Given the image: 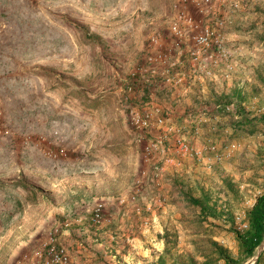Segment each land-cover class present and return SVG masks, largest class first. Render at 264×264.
<instances>
[{"label": "rangeland", "instance_id": "1", "mask_svg": "<svg viewBox=\"0 0 264 264\" xmlns=\"http://www.w3.org/2000/svg\"><path fill=\"white\" fill-rule=\"evenodd\" d=\"M183 1L0 0V264L54 233L71 264H264V240L242 254L236 236L264 196V0ZM155 34L184 79H140L133 103L174 128L149 161L161 130L132 127L125 85Z\"/></svg>", "mask_w": 264, "mask_h": 264}, {"label": "built area", "instance_id": "2", "mask_svg": "<svg viewBox=\"0 0 264 264\" xmlns=\"http://www.w3.org/2000/svg\"><path fill=\"white\" fill-rule=\"evenodd\" d=\"M197 6H203L210 4L212 0H193ZM184 6H187V0L182 2ZM182 19V18H181ZM182 42L183 35L176 34ZM199 49L192 52L193 60L199 61L201 57L212 59L213 52L210 49L211 40L209 35L204 34L198 39ZM149 48L144 58V63L137 70L133 76L140 75L142 77H149L150 79L162 78L166 84H180L183 82L182 73L178 71V68L182 65L180 58L174 59L171 54V48H164L163 39L160 34H155L150 37ZM180 54L183 53L181 50L182 45L177 44ZM129 92L135 90L132 84L127 86ZM129 119L132 127L139 132V134L146 137L152 131L158 129V136L154 140L147 142L145 147V153L149 161L156 158L158 153L166 154L167 149L165 144L169 138V135L174 131V128L168 127L165 116L160 114V108H151L141 106H135L130 108ZM5 126L0 119V135L5 133ZM178 152L183 155H191L193 148L185 137H178L177 139ZM220 159V157H218ZM155 165H157L155 163ZM165 168L163 166H155L154 175L159 178L163 175ZM146 174V173H145ZM141 182V180H139ZM139 188L137 192H140ZM136 199L135 197L133 198ZM161 201V200H158ZM106 206L104 202H99L92 211L90 221L95 226L101 225L105 221ZM247 227V225L245 226ZM39 259L32 262L31 264H71L72 259L68 249L59 243L57 234L54 233L50 237V241L45 245L43 252L39 253Z\"/></svg>", "mask_w": 264, "mask_h": 264}, {"label": "trees", "instance_id": "3", "mask_svg": "<svg viewBox=\"0 0 264 264\" xmlns=\"http://www.w3.org/2000/svg\"><path fill=\"white\" fill-rule=\"evenodd\" d=\"M141 77L142 76L140 75H136V77L134 76V78H131L125 85L127 94L125 103L129 105V108L141 106V104L136 105L133 103V100L139 101L140 93L145 92L148 88V84H145L148 78L141 81ZM129 84H132L135 88L132 93L127 89ZM248 219L250 223L249 230L244 233L236 232L242 254L253 253L255 248L258 247L264 240V196L259 197L254 207L248 212ZM228 261L231 260L227 259V262ZM256 264H258V262Z\"/></svg>", "mask_w": 264, "mask_h": 264}]
</instances>
